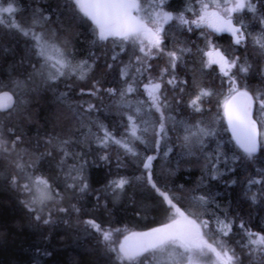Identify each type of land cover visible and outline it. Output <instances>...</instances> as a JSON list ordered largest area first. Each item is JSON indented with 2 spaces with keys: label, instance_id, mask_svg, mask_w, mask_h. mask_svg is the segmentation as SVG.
<instances>
[{
  "label": "trees",
  "instance_id": "16d2710c",
  "mask_svg": "<svg viewBox=\"0 0 264 264\" xmlns=\"http://www.w3.org/2000/svg\"><path fill=\"white\" fill-rule=\"evenodd\" d=\"M177 1L180 2L178 7L185 11V1ZM13 2L18 9L14 14L15 22L21 28L35 31L47 44L63 48L74 64L85 60L91 64L94 58L95 64L85 80L68 76L50 81L47 78L50 68L36 54L31 37L0 24V91L14 92V100L18 101L11 117L0 113V139L10 143L16 135L21 136L14 153L0 152V264H136V260L117 259V253L110 251L100 233L85 221L95 220L104 230L113 231L115 243L112 247L116 248L124 236L170 221L175 209L148 183V173L143 167L148 156L155 157L151 162L153 181L172 199L176 208L190 217L210 221V229L205 230L209 233V242L222 240L240 257L241 264H264L262 254L250 256L248 249L241 248L247 243L248 236L239 227L243 222L249 231L264 235V184L252 183L264 180V149L249 160L232 141L222 116V102L228 88L226 84L222 85L224 78L220 72L214 66L206 72L197 60L198 55L186 54L184 72H181L188 81L186 93L182 94L180 102L169 96V131L159 149L152 130L159 114L149 110L146 95L139 96L145 103L138 123L148 131L138 133L143 136L144 143L131 141L137 154H125L115 144L102 149L93 135L98 132L99 125H105L121 139L127 135L124 113L134 111L124 106L119 95L125 87L120 68L129 63L131 57L128 46L113 62L111 55L114 50L119 51V43L114 44L111 39L98 42L94 26L74 10L71 0ZM254 2L255 13L238 14L242 15V22L250 34L245 47L234 45L227 33H211V36L226 56H239L242 61L247 59L252 68L244 85L251 91L264 92V52L254 43L264 37V24L261 23L264 0ZM0 6L6 7L7 3L0 0ZM173 30L175 43L191 48L198 46L197 41L180 32L186 31L182 26ZM106 63H112L113 69H106ZM150 63L153 65L151 71L156 75L159 62L154 59ZM94 80H99L102 85V98L86 94ZM201 87L213 95L205 98L203 111L196 113L187 102ZM107 88L115 89L116 94L108 95L104 92ZM136 95L130 94L126 99L135 104ZM88 103L96 105V110L85 111ZM254 118L264 119V116L254 114ZM197 123L213 135L204 136L202 142L197 137L186 142L187 130L194 131L193 126ZM63 140L70 143L62 145ZM61 147L71 153L63 169ZM49 152L52 154L47 155ZM105 154L109 157L107 161L101 159ZM19 157H22L20 162L26 165L27 172L43 176L55 189L53 195L59 193L54 200L32 204L34 193H25L12 185L11 178L18 171L15 161ZM29 163H34L35 167L27 168ZM74 164L84 167L89 188L83 193L67 187V170ZM118 177L127 178L129 184L116 195L107 185ZM200 196L206 197L208 203L201 204ZM73 205L79 211L74 210ZM60 207L68 211L61 212ZM37 215L40 220L35 219ZM217 218L232 222L228 236L217 231ZM45 219L49 223L45 224ZM116 229L119 232H115ZM211 256L206 252L201 263L209 264ZM137 259H143V256Z\"/></svg>",
  "mask_w": 264,
  "mask_h": 264
},
{
  "label": "snow or ice",
  "instance_id": "6c2138e0",
  "mask_svg": "<svg viewBox=\"0 0 264 264\" xmlns=\"http://www.w3.org/2000/svg\"><path fill=\"white\" fill-rule=\"evenodd\" d=\"M7 6H0V24H4L10 28L21 31L24 36H30L35 42L37 49L36 54L43 58L45 65L52 71L48 73V80L56 81L61 77L76 76L80 80H85L88 74L93 71L95 58L90 64L87 60L79 63H73V59L65 54L63 48L55 44H47L43 37L35 31H26L15 22L14 14L18 11L14 6L13 0H3ZM168 0H71L74 10L82 15L83 18L91 21L94 25V33L98 42L111 41L119 43V51H113L111 60H118L121 53L127 50L131 52L129 63L124 64L120 68V77L124 80L125 87L119 93L124 102V106L130 110L126 115L127 123L125 124V132L127 135L121 139H117L109 129L100 124L98 132L93 134L98 146L107 149L110 144L118 145L125 154L135 156L137 153L131 144L136 140L144 143L143 136L138 133L147 132L148 128H141L138 118L144 107V101L139 99L140 95L148 97L149 110L158 113V119L152 126L153 134L156 137L155 145L159 149L160 142L168 136L169 129L167 121L170 119L167 110L170 107L169 96L177 102L183 100L186 93L187 80H181L177 75V68L184 63L186 54L202 55L201 63L204 68H211L213 65L219 67L220 75L224 78L221 80L222 85L226 84L228 94L223 100L224 118L227 120L228 126L232 132L233 138L239 147L243 150L246 157L251 160L257 152L264 149V119L254 118L264 116V92L251 91L244 85L243 81L248 76L252 65L247 59L241 60L239 56H226L219 46L214 43L211 33L230 34L232 43L239 47H245L248 36L250 35L243 22L242 15L245 12H256L254 0H194L199 8L189 6L186 12H191L192 16L188 17L184 12L173 14L166 9ZM176 20L182 27H186L188 31L194 28H206L210 31L202 32L205 37V48H197L193 53L192 48L176 47L168 49L164 41L167 38L164 25L169 21ZM264 24V18L261 19ZM254 43L264 52V37L258 38ZM167 57V63L159 69L156 75H153L151 69L153 65L150 61ZM104 67L112 70L114 65L106 63ZM235 69V71H232ZM134 70V71H133ZM102 85L99 80H94L91 89L86 94L93 97H101ZM142 89V91H141ZM82 94L84 90L82 89ZM108 95L116 94L115 89H104ZM130 94H137L136 103L133 104L131 99H126ZM213 93L207 88L201 87L188 100V107L193 112L200 113L203 111L205 98L212 96ZM15 93L9 91H0V113H5L11 117L15 111L18 101L13 97ZM96 105L87 104L85 111L93 112ZM194 131L189 129L188 135L184 140L187 142L191 137H197L201 140L204 136H211L213 133L200 127L199 123L193 126ZM12 131V129H7ZM91 131V129L89 130ZM99 133H102L100 135ZM21 136L16 135L9 143L4 139H0V152L11 155L16 151ZM52 143L51 140L48 141ZM69 140H63L62 145H68ZM61 168L65 167V160L71 155L66 148L61 147ZM49 152L47 155H51ZM167 154V153H165ZM43 155V154H42ZM155 157L148 156L143 167L148 173L147 180L153 189H155L164 201L171 208L175 209V213L179 219L173 218L171 223L164 224L161 227L154 228L150 232L131 233L124 236L123 242H119L118 248L112 247L113 231L104 230L95 220H87L85 223L94 231L100 233L102 241L109 247V250L117 253V259L136 260V264H201V257L206 252L215 255L219 264H241L240 257L235 251L227 248L222 240H213L209 242L208 230L210 229V221L202 220L198 217H190L185 215L183 211L176 208L172 199L158 188L156 182L153 181L151 174V162ZM19 157L15 161L18 169L17 173L12 176L11 183L17 189H20L32 195L31 203L37 202L43 204L45 201L54 200L59 193L55 192L49 181L41 175L25 170L26 165L21 163ZM102 160L107 161L108 155H102ZM121 165L118 164V167ZM34 163L27 164V168H34ZM83 165H72L67 170L69 182L68 188H75L83 193L88 190L89 185L84 177ZM215 178V175H213ZM252 183L264 184V180H254ZM129 184V180L125 177L113 179L107 185L114 194L119 195L125 190V185ZM255 199V197H253ZM198 200L201 204H207L206 197L200 196ZM30 207V210L34 209ZM73 209H75L73 205ZM59 211L65 212L68 209L60 207ZM35 219L40 220L37 215ZM49 223L48 219L43 221ZM217 231L222 236H228L232 230V222L216 219ZM239 227L247 232L248 241L241 245V248L248 249V254L260 253L264 256V235L249 231L243 222ZM119 232V229L114 230ZM118 242V238L117 241ZM219 248V250H218ZM179 249L180 251H177ZM148 253L149 255H144ZM143 256V259H137ZM163 258V259H162Z\"/></svg>",
  "mask_w": 264,
  "mask_h": 264
},
{
  "label": "flooded vegetation",
  "instance_id": "af4514ba",
  "mask_svg": "<svg viewBox=\"0 0 264 264\" xmlns=\"http://www.w3.org/2000/svg\"><path fill=\"white\" fill-rule=\"evenodd\" d=\"M176 2H177V6L175 7L174 6L175 3L172 2V0H168L166 9L168 11L172 12L173 14H179L178 12H184L186 16H188V17L192 16L191 14H189L191 12H186V10L185 11L181 10L178 7V3H180V2H178L177 0H176ZM174 27L179 28V27H181V25L176 20L169 21L167 24L164 25V28H165L166 34H167V38L164 41L165 46L168 49H172V48H176V47H185V45H182L181 43H179V44L175 43L176 41L174 40L175 35H174V30H173ZM183 28L186 31H180L182 34L189 35V38H193L195 41H197L198 46L196 45V47L192 48L193 53L196 52L197 48H201V49L205 48V45H206L205 37L203 35H201V33L202 32L207 33L206 28H194L192 31H188L186 27H183ZM189 48H191V47H189ZM188 55L192 56V54H188ZM201 59H202V55L198 54L197 60H200V63H201ZM155 60L157 62H159V68L158 69H160L161 67H164L167 63V57L157 58ZM183 66L184 65H180L177 68V75L179 76V78L181 80H185V77L181 73V72H184ZM213 66L217 69V71H219V67L217 65H213ZM201 67L203 70H205L207 72V68H204L202 63H201Z\"/></svg>",
  "mask_w": 264,
  "mask_h": 264
},
{
  "label": "rangeland",
  "instance_id": "374dc122",
  "mask_svg": "<svg viewBox=\"0 0 264 264\" xmlns=\"http://www.w3.org/2000/svg\"><path fill=\"white\" fill-rule=\"evenodd\" d=\"M173 1H174V3H175L174 6L176 7V6H177V2H176V0H173ZM184 1H185L184 3L187 5V6H186L187 8H188L190 5H191V6H194V7H196V8H199V5H198V4H195V3H194V0H184ZM182 4H183V3H182ZM187 8H186V9H187ZM186 9H185V10H186ZM178 13H181V12H178ZM189 14L192 15V13H189ZM229 35H230V34H229ZM230 36H231V35H230ZM77 63H78V62H77ZM50 71H52V70L49 69V72H50ZM232 71H233V70H232ZM222 104H223V102H222ZM171 213H172V216H171L170 222L172 221L173 218L179 219V216H178L175 212L172 211ZM218 250H219V248H218ZM207 253H211V252H207ZM211 255H212L211 258H210V259H211V260H210L211 262H210L209 264H219V262L216 260L215 255H214L213 253H211ZM201 264H202V263H201Z\"/></svg>",
  "mask_w": 264,
  "mask_h": 264
},
{
  "label": "water",
  "instance_id": "95a60500",
  "mask_svg": "<svg viewBox=\"0 0 264 264\" xmlns=\"http://www.w3.org/2000/svg\"><path fill=\"white\" fill-rule=\"evenodd\" d=\"M2 91H7V90H2ZM10 93H11V92H10ZM13 99H14V97H13ZM223 119H224L225 126H226V128H227V131H228L230 137L232 138L233 142L235 143V145H236L241 151H243V150L239 147V145L237 144L236 140L233 138V135H232V132H231L229 126H228L227 120L224 118V112H223ZM169 223H171V222H169ZM166 224H168V223H166ZM163 225H164V224H163ZM161 226H162V225H161ZM161 226H158V227H161ZM158 227H156V228H158ZM153 229H154V228H153ZM151 230H152V229L147 230V231H143V232H137V233L150 232Z\"/></svg>",
  "mask_w": 264,
  "mask_h": 264
},
{
  "label": "bare ground",
  "instance_id": "6f19581e",
  "mask_svg": "<svg viewBox=\"0 0 264 264\" xmlns=\"http://www.w3.org/2000/svg\"><path fill=\"white\" fill-rule=\"evenodd\" d=\"M32 18V17H31ZM34 19V18H33ZM32 20H30V22H31ZM35 21V20H34Z\"/></svg>",
  "mask_w": 264,
  "mask_h": 264
}]
</instances>
